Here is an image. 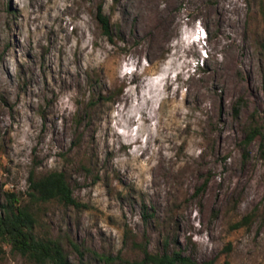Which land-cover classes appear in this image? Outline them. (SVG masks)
<instances>
[{
  "label": "rangeland",
  "instance_id": "1",
  "mask_svg": "<svg viewBox=\"0 0 264 264\" xmlns=\"http://www.w3.org/2000/svg\"><path fill=\"white\" fill-rule=\"evenodd\" d=\"M263 42L264 0H0V203L57 170L79 206L34 232L72 264H264Z\"/></svg>",
  "mask_w": 264,
  "mask_h": 264
},
{
  "label": "trees",
  "instance_id": "2",
  "mask_svg": "<svg viewBox=\"0 0 264 264\" xmlns=\"http://www.w3.org/2000/svg\"><path fill=\"white\" fill-rule=\"evenodd\" d=\"M96 18L103 32L109 35V19L103 13L101 5L98 7ZM262 49L264 53V42ZM262 89L264 95V77ZM262 112L264 124V100ZM259 134L262 136L260 151L264 152V136L256 125L246 131L243 144H248ZM50 200H56L64 205L79 206L65 174L61 171L54 170L41 176H35L33 172H30L26 200H22L15 193L6 192L5 202L0 203V246H9L11 251L26 256L34 264H72L58 241L43 239L34 232L35 217L31 204ZM250 216L251 214L245 215L240 221L235 222L233 227L238 228L247 224ZM139 264H212V260L198 262L175 250L163 253L145 251L144 258ZM224 264L229 263L225 261Z\"/></svg>",
  "mask_w": 264,
  "mask_h": 264
}]
</instances>
